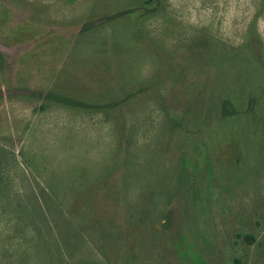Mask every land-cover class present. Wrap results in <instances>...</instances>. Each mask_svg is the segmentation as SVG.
Returning <instances> with one entry per match:
<instances>
[{
  "label": "rangeland",
  "instance_id": "374dc122",
  "mask_svg": "<svg viewBox=\"0 0 264 264\" xmlns=\"http://www.w3.org/2000/svg\"><path fill=\"white\" fill-rule=\"evenodd\" d=\"M0 264H264V0H0Z\"/></svg>",
  "mask_w": 264,
  "mask_h": 264
}]
</instances>
